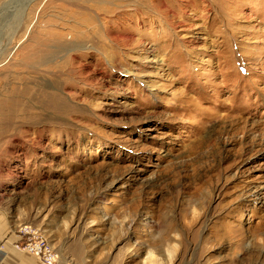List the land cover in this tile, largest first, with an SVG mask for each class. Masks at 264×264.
<instances>
[{
	"label": "rangeland",
	"instance_id": "1",
	"mask_svg": "<svg viewBox=\"0 0 264 264\" xmlns=\"http://www.w3.org/2000/svg\"><path fill=\"white\" fill-rule=\"evenodd\" d=\"M0 218L88 264H264V0H0Z\"/></svg>",
	"mask_w": 264,
	"mask_h": 264
},
{
	"label": "crops",
	"instance_id": "2",
	"mask_svg": "<svg viewBox=\"0 0 264 264\" xmlns=\"http://www.w3.org/2000/svg\"><path fill=\"white\" fill-rule=\"evenodd\" d=\"M16 228L7 220L0 218V245L2 244L0 264H42L35 256L12 246L13 238L9 236ZM56 249L60 252L59 264H88L83 261L89 256V249L83 240L66 239L61 248Z\"/></svg>",
	"mask_w": 264,
	"mask_h": 264
},
{
	"label": "built area",
	"instance_id": "3",
	"mask_svg": "<svg viewBox=\"0 0 264 264\" xmlns=\"http://www.w3.org/2000/svg\"><path fill=\"white\" fill-rule=\"evenodd\" d=\"M15 249L30 253L42 264H59L60 254L56 247L42 233L41 229L31 223L20 224L9 236ZM2 244L0 245V254Z\"/></svg>",
	"mask_w": 264,
	"mask_h": 264
},
{
	"label": "bare ground",
	"instance_id": "4",
	"mask_svg": "<svg viewBox=\"0 0 264 264\" xmlns=\"http://www.w3.org/2000/svg\"><path fill=\"white\" fill-rule=\"evenodd\" d=\"M59 254H60V252H59Z\"/></svg>",
	"mask_w": 264,
	"mask_h": 264
}]
</instances>
